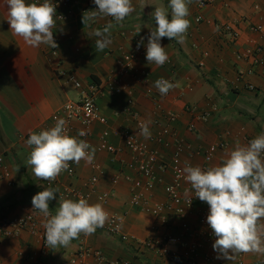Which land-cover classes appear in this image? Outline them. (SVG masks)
<instances>
[{"label": "crops", "instance_id": "obj_1", "mask_svg": "<svg viewBox=\"0 0 264 264\" xmlns=\"http://www.w3.org/2000/svg\"><path fill=\"white\" fill-rule=\"evenodd\" d=\"M34 1L26 0V3ZM200 1L193 0L189 5L187 19L190 27L183 43L167 37L161 39L169 59L160 67L149 65L146 60L147 38L150 28L155 27L151 14L155 7H165L171 18L170 0H132L135 10L121 24H116L112 17L101 16L84 25L82 17L90 11L84 10L80 4L72 8L58 6V13L69 16L64 21L55 18L56 27L52 31L59 45V56L53 59L49 55L50 46L32 47L13 33L7 20L5 0H0V158H3V165H0V215L24 217L32 213V197L46 189L44 181L36 178L26 164L31 152L26 141L30 133L45 130L51 117L69 100L80 98V91L70 77L74 76L84 86L93 82L102 84L116 77L123 55L136 47L135 31L143 38L145 48L144 55L135 62V69L147 73L148 78L144 81L130 79L132 93L124 92L98 100L101 114L109 119L107 128L113 132L110 143L119 152L112 155L98 150L106 127L99 123L93 125L94 160L91 164L83 160L75 164L74 177L66 172L57 177L54 188L59 192L49 202L50 212L55 214L59 207L58 195L65 189L72 187L87 192V183L97 176L96 191L88 202L101 203L107 212L117 215L121 220L122 235L142 241L167 235L180 237L183 243L179 252L183 251L184 244L197 241L202 256L215 254L216 260L225 264H236L240 259L251 263L264 258L261 254L240 253L234 262L218 259V253L212 247L216 237L208 225L199 224L200 213L205 208L202 203L196 202L186 219L171 214L169 225L160 226L151 213L131 203V184L124 179L125 175L142 178L138 175L133 155L125 147L124 131H130L157 148L161 159L168 165L172 163L175 142L179 140L184 148L182 166L187 162L204 170L220 164L237 142L246 145L264 132V66L252 67L249 62L238 59L239 53L257 45L263 47L261 58L264 59V38L252 30L264 23V0H215L204 8L199 7ZM197 17L202 18L200 24L195 22ZM110 21L114 24L112 43L99 52L95 47L97 37L91 33L103 29ZM226 24L235 27L238 32L236 40L224 34ZM159 78L178 86L161 96L154 87ZM131 107L144 123L151 121L150 139L139 134L140 128L127 112ZM214 108L217 112H212L208 121L199 118L200 114ZM167 114H175L178 119L173 126L175 135L170 139V146L164 148L153 144V139L165 125ZM76 127L81 130L80 125ZM211 147L216 151L212 161L206 164L202 151ZM5 172L11 174L9 180L4 178ZM157 175L159 180L150 200L152 206L166 202L165 187L171 181L170 171ZM116 178L117 182L114 181ZM104 193L111 195L106 202L101 198ZM36 215L39 220L36 232L23 230L10 238L0 233V264H62L81 243L102 251L110 262L120 264H187L182 259L161 258L156 251L134 242H124L120 236L108 233L105 227L98 228L90 236L81 233L68 247H48L45 250L41 237L45 232V218L38 211ZM187 228L191 235L186 234ZM90 264L98 263L91 261Z\"/></svg>", "mask_w": 264, "mask_h": 264}, {"label": "clouds", "instance_id": "obj_2", "mask_svg": "<svg viewBox=\"0 0 264 264\" xmlns=\"http://www.w3.org/2000/svg\"><path fill=\"white\" fill-rule=\"evenodd\" d=\"M193 0H170L169 19L165 7H155L151 13L155 27L150 28L147 38L146 60L148 64L162 67L169 59L162 38L175 39L183 43L190 27L189 5ZM96 10L83 15V24L94 21L97 17H112L116 24L129 16L135 9L132 0H94ZM7 20L13 33L32 47L41 44L58 48L54 41L56 27V6L51 0L43 3H26V0H5ZM110 21L103 29H95L91 35L95 40L96 50L104 51L111 43ZM143 38L137 44L139 48ZM178 84L165 78L154 82V87L161 96H166ZM151 121L140 125L139 134L145 139L151 138ZM66 121L58 118L55 125L38 134L30 133L26 143L31 152L26 164L33 175L46 181H54L60 174L69 170L70 162L79 164L82 160L91 164L96 149L86 140L67 134ZM85 130L78 132V137L86 136ZM184 179L191 185L194 197L209 206L207 224L216 237L213 250L217 258L234 262L240 253L264 255V132L248 144L236 143L222 162L206 170L185 162L182 169ZM58 188H46L32 197V209L45 218L46 245L51 248L68 247L72 240L83 233L90 236L98 228L104 227L109 220V213L101 203L90 204L81 196L78 201L60 197L59 207L53 215L49 202L56 198ZM189 200V204L191 203Z\"/></svg>", "mask_w": 264, "mask_h": 264}, {"label": "built area", "instance_id": "obj_3", "mask_svg": "<svg viewBox=\"0 0 264 264\" xmlns=\"http://www.w3.org/2000/svg\"><path fill=\"white\" fill-rule=\"evenodd\" d=\"M215 0H201L199 2V7L204 8L207 5L213 3ZM35 3H43L40 0H35ZM56 9L58 6L73 7L80 4L82 8L86 11H92L97 9L94 0H56L52 2ZM69 16V15H68ZM68 16L60 14L56 11L55 18L57 20L64 21ZM202 21L201 17H197L195 22L200 24ZM224 34L229 36L232 40L238 38V32L235 27L230 24L223 26ZM252 30L258 33L261 38H264V23L258 24L252 28ZM141 36L133 32V39L136 42V47L132 52H128L123 55L121 61H119L118 71L113 77L102 84H97L95 82L84 86L80 81H78L74 76L70 77L74 87L80 91V98L77 100H69L63 108L54 114L47 129L53 127L58 118H63L66 121L67 134L70 136H76L78 139L86 140L90 145H93L91 127L96 123H99L106 127V130L102 133V142L98 146V150L101 152H108L112 155H117L119 150L110 143V138L113 132L108 129L109 119L104 117L99 109L98 100L101 97L116 96L121 93L127 92L132 93V88L130 84V79L136 81H144L148 78L147 73L138 72L135 69L136 60L144 55L145 48L141 45L137 48V44L141 40ZM54 41L57 43L56 39ZM263 52V47L257 45L252 48H248L242 53L238 54V59L249 62L252 67L254 66H264V59L261 58ZM50 57L57 58L59 56V45L58 48L50 49ZM252 70V69H251ZM65 75V73H62ZM154 101L157 103L156 99ZM158 108H160L157 105ZM128 114L135 120L137 126L144 122L139 118L138 113L134 112L131 107L127 111ZM217 112V108L211 111H206L199 115V118L203 121H208L211 113ZM177 116L175 114H167L165 117L166 123L162 126L161 132L153 139V144L167 148L170 146V139L175 135L174 124L177 121ZM155 123L159 124V121ZM76 125H80L81 130H85L87 135L83 137H78V132ZM125 141V147L133 155L135 163L137 164V172L140 175L139 179H134L132 176H124L126 182L131 184V190L133 196L131 203L134 206L142 207L147 212L151 213L156 219H158L160 226L169 225L170 215H175L180 219H186L187 216L192 212L196 202L202 203L205 208L200 213L199 224L200 226H207V215L209 214V206L206 202H202L199 198L194 197V191L191 190V185L187 183L184 179L183 167L181 164V156L183 153V143L176 140L175 152L172 154V163L168 165L165 163L161 157L157 148L153 147L150 143H147L130 131H124L122 133ZM216 151L215 147L202 151L205 163L208 164L212 161L214 153ZM74 162H70L69 170L65 171L70 177H74L76 174ZM0 165H3V158H0ZM94 167H96L94 165ZM170 171L171 181L165 187V193L167 195V200L165 203L152 206L151 196L156 183L158 182V172H168ZM11 174L9 172L4 173V178L9 180ZM46 188H54L58 182L56 178L54 181L43 180ZM115 182L118 179H114ZM98 183V177L93 176L87 183V192H80L77 189L69 187L65 189L58 198L64 197L65 199H79L83 196L85 199L89 200L92 194L96 191V186ZM111 195L104 193L101 198L103 201H108ZM191 203L189 204V200ZM34 211L24 217H9L5 215H0V233L5 238H10L18 235L23 230H28L32 233L37 231L39 224L38 217ZM109 213V220L105 223L104 227L108 233L111 235H118L124 242H134L146 249L151 251H156V253L164 259L176 260L182 259L187 264H225L223 262L217 261L214 255H201V245L199 242H193L190 244H184V249L179 252L178 249L182 245V239L173 235H167L163 238L138 240L134 237H129L121 234V220L120 218ZM159 226V227H160ZM157 227L156 229H158ZM186 234L191 235V230L186 229ZM43 240V247L46 250L48 247L46 245L45 232L41 234ZM91 261H96L98 264H120L118 261H109L105 254L93 247L81 243L80 247L62 264H90ZM236 264H264V258L255 262L246 263L241 259Z\"/></svg>", "mask_w": 264, "mask_h": 264}]
</instances>
